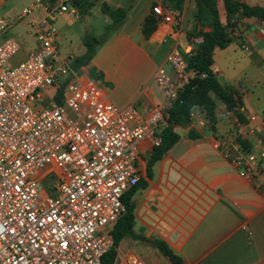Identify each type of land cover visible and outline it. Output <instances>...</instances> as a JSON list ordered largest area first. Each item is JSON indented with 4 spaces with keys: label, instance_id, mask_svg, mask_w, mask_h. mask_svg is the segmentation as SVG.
Instances as JSON below:
<instances>
[{
    "label": "built area",
    "instance_id": "obj_1",
    "mask_svg": "<svg viewBox=\"0 0 264 264\" xmlns=\"http://www.w3.org/2000/svg\"><path fill=\"white\" fill-rule=\"evenodd\" d=\"M73 1L33 0L24 8L23 16L42 15L32 22L37 48L17 65L10 60L20 43L5 35L11 25L0 17V264H101L127 212L124 194L140 179L141 143L159 145L167 124L159 108L145 116L134 104L110 102L74 57L61 54L56 20L67 11L79 17ZM155 10L160 26H182L180 14ZM167 62L177 77L160 67L153 81L173 101L197 71L177 46ZM249 130L257 134L250 147L229 135L217 145L264 194V120ZM120 264L148 263L133 252Z\"/></svg>",
    "mask_w": 264,
    "mask_h": 264
},
{
    "label": "crops",
    "instance_id": "obj_2",
    "mask_svg": "<svg viewBox=\"0 0 264 264\" xmlns=\"http://www.w3.org/2000/svg\"><path fill=\"white\" fill-rule=\"evenodd\" d=\"M5 1L0 0V6ZM29 1L32 4L33 0ZM243 1L264 6V0ZM104 4L126 10L120 26L109 29L113 20L103 10ZM72 5L79 17L67 11L56 20L66 41L78 36L77 31L81 37V52L68 55L76 61L87 52L85 40H90L95 45L94 55L80 67L97 71L96 80L105 98L120 106L134 104L145 116L159 108L166 117L172 101L153 77L160 67L177 77L167 62V54L173 46L188 54L198 46L194 39L203 41L200 31L213 27L210 10L203 4L199 7L197 0H183L178 6L167 0H77ZM158 6L180 14L182 26L177 23L160 26L155 10ZM217 6L221 21L227 24L224 0H217ZM36 11L42 15L41 10L33 13ZM152 13L156 28L147 37L143 25ZM40 15L32 18L30 27ZM70 26L69 37L64 29ZM228 32L233 40L225 48H215L213 68L239 106L245 108L246 114H242L246 122L238 125L236 112L216 98L214 126L203 108L194 107L191 123L175 126L180 139L154 163L151 175L147 165L154 146L146 139L140 147V179L131 196L135 233L164 241L182 264H264V194L238 172L217 145V138L222 135L236 140L241 137L251 146L256 144L257 134L249 128L264 120V114L260 113L264 107V20L245 17L235 28H228ZM59 36L58 32V40ZM25 38L30 41L28 36ZM146 86L150 90H145ZM251 114L257 116L254 122L248 119ZM191 133L198 136L191 137ZM131 238L139 248L146 245L148 250H158L150 241L130 236L123 239L127 246L134 245ZM121 243L117 256L120 261L133 252L144 258L141 251L121 250Z\"/></svg>",
    "mask_w": 264,
    "mask_h": 264
},
{
    "label": "trees",
    "instance_id": "obj_3",
    "mask_svg": "<svg viewBox=\"0 0 264 264\" xmlns=\"http://www.w3.org/2000/svg\"><path fill=\"white\" fill-rule=\"evenodd\" d=\"M77 0H74L76 2ZM170 3H176L175 6L181 5L183 0H167ZM199 7L203 4L211 12L213 17V27L209 31H200L203 36V41L196 47L191 54H184L188 62V68L197 71V75L190 79L179 89L178 96L171 103V106L166 109L167 124L160 132L161 142L154 146L150 158L148 159L147 171L152 174L154 163L163 157L180 139V134L175 130L176 125H188L192 121V109L194 107L203 108L206 112L208 120L214 126L216 121L215 110L217 106L216 98L227 105L231 110H234L240 120L245 121L244 115L236 110L240 104L237 103L235 96L219 81L214 71V50L216 47L225 48L233 40V37L228 32V28H235L240 19L245 17H258L264 20V6L250 5L243 0H224L227 12V24H223L220 19L217 0H197ZM179 3V4H178ZM103 10L112 18L113 22L109 29L120 26L125 17L126 10L123 8L112 9L107 4L103 5ZM156 28V17L152 13L148 16L143 25L145 36H150ZM87 52L76 59L75 66L80 67L86 64L94 55L95 45L90 40L86 39ZM96 73L92 74L96 77ZM215 96V97H214ZM191 137H197V133H191ZM241 143L247 147V140L238 138ZM136 186L130 189L124 196L127 205V212L117 221L114 226V246L107 251L103 257L101 264H115L118 256V248L121 241L127 237L139 238L148 240L156 246L165 256H167L172 264H182L181 259L173 250L162 240L148 239L142 235H138L134 230L135 214L134 203L131 201V196Z\"/></svg>",
    "mask_w": 264,
    "mask_h": 264
},
{
    "label": "rangeland",
    "instance_id": "obj_4",
    "mask_svg": "<svg viewBox=\"0 0 264 264\" xmlns=\"http://www.w3.org/2000/svg\"><path fill=\"white\" fill-rule=\"evenodd\" d=\"M6 3H3L2 6H0V17H4L8 20L9 24L11 27L8 29V31L5 33L8 34L9 36H14L18 42L20 43V51L10 60L12 65H17L18 63L26 60L29 56V53L37 48V38L35 34L33 35V29L32 27L29 26V22L32 20L34 16H38L41 14L40 11H36L35 13L28 14L26 16H21L20 14L25 6L27 4H31L29 0H6ZM60 19V18H59ZM15 20V21H14ZM60 22L58 20L57 26H59ZM72 26L70 27H65V32L69 34V37L72 34L71 31ZM60 36H59V44H60V52L62 55H68L69 53H73L78 55L81 50L83 49V44L81 41V37L79 38V32L77 31L78 36L72 37L71 40L66 41L64 37L61 35V28L58 31ZM34 33V32H33ZM4 35V34H3ZM26 36L30 38L26 40ZM34 36V38H33ZM68 36V35H67ZM36 44V46H35ZM34 47V48H33ZM33 48V49H32ZM69 56V55H68ZM90 75L95 72L97 73L96 70H88ZM175 72V71H174ZM176 74V73H175ZM93 77V76H92ZM95 79H98V73L96 77H93ZM98 82V81H97ZM187 83V82H185ZM184 83V84H185ZM102 84V83H101ZM103 85V84H102ZM118 104H121L120 102H116ZM261 114L263 113L264 107L262 105L261 107ZM245 121L241 120L243 124L246 122V118H244ZM130 242H132L134 245H129L127 246V242L125 240L122 241L121 243V250H134V251H141L143 254L144 258L149 262V264H172L170 260L158 249V250H148L147 246L144 245L142 248H139V246L136 244V241L134 239H130ZM141 254V255H142ZM146 255L148 257H146ZM121 261L119 258L116 259L115 264H120Z\"/></svg>",
    "mask_w": 264,
    "mask_h": 264
}]
</instances>
